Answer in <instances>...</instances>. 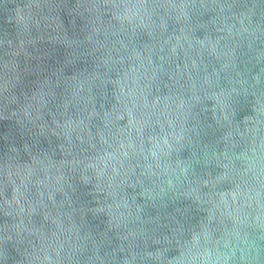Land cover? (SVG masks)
I'll return each mask as SVG.
<instances>
[{"label": "water", "instance_id": "95a60500", "mask_svg": "<svg viewBox=\"0 0 264 264\" xmlns=\"http://www.w3.org/2000/svg\"><path fill=\"white\" fill-rule=\"evenodd\" d=\"M0 264H264V0H0Z\"/></svg>", "mask_w": 264, "mask_h": 264}]
</instances>
